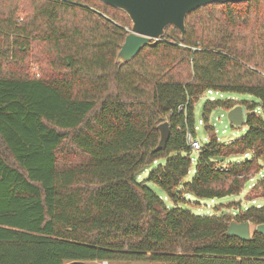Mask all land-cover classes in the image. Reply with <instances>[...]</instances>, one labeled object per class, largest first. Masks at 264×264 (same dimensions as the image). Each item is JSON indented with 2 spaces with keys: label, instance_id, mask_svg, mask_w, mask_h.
<instances>
[{
  "label": "trees",
  "instance_id": "trees-1",
  "mask_svg": "<svg viewBox=\"0 0 264 264\" xmlns=\"http://www.w3.org/2000/svg\"><path fill=\"white\" fill-rule=\"evenodd\" d=\"M131 26L101 0H0V264H264V203L236 214L251 221L247 240L227 234L230 217L178 204L236 193L264 166V0L201 6L184 37L168 25L121 62ZM209 89L258 101L205 103V118L244 104L249 129L221 142L207 124L186 179L195 102ZM155 162L148 179L172 206L139 180Z\"/></svg>",
  "mask_w": 264,
  "mask_h": 264
},
{
  "label": "rangeland",
  "instance_id": "rangeland-1",
  "mask_svg": "<svg viewBox=\"0 0 264 264\" xmlns=\"http://www.w3.org/2000/svg\"><path fill=\"white\" fill-rule=\"evenodd\" d=\"M33 71H38L36 66H33ZM37 75L38 72H37ZM232 99L235 102L237 101H258V98L250 93H238L232 91H216L212 92L205 91L200 94L195 102V117L197 121L196 126V139L200 143H205L208 141L209 133L212 130H207L206 125L211 124L214 126V129L219 137V141L227 142L233 140L246 131H248L249 126L243 124L241 126L234 125L228 118V111L222 105H216L211 109L207 114L206 118L204 116V105L209 100H227ZM239 104V103H237ZM236 105V104H235ZM234 105V106H235ZM244 114L246 116L247 108L243 104ZM260 112L261 107L258 109ZM165 119L164 121H166ZM163 122V121H162ZM199 150L194 148L191 152V157L193 159L192 169L186 179H190L193 176L194 167L197 162ZM246 157H250V154H232L225 159L226 162H235L242 160ZM166 159H159L158 162L164 163ZM264 164V163H263ZM157 165V162L152 163L146 169H144L140 175L139 180L145 181L151 188H153L165 201L168 206L175 204L173 198H171L168 193L157 183L150 181L148 179L150 172ZM255 187V188H254ZM180 190V188H179ZM183 199H178V204L182 207L191 209L195 213L200 214H215L219 216H228L230 220L239 221L236 217V214L246 209L248 206H251L256 203H264V166L261 169L260 173L253 175L250 179H247L240 189V191L220 197H196L191 193H186L183 195ZM64 264H70L69 261H66ZM86 264H158L154 261L147 259L144 260H116V261H107V260H88Z\"/></svg>",
  "mask_w": 264,
  "mask_h": 264
},
{
  "label": "water",
  "instance_id": "water-1",
  "mask_svg": "<svg viewBox=\"0 0 264 264\" xmlns=\"http://www.w3.org/2000/svg\"><path fill=\"white\" fill-rule=\"evenodd\" d=\"M104 3L123 10L129 16L132 26L117 53V60L126 62L133 58L152 39L159 40L165 34L168 25H174L184 37L187 16L201 6L209 3L239 2L243 0H101ZM232 124H245L243 104L227 108ZM160 140L158 148H164L170 136L169 122L158 124ZM256 231L264 234V221L255 225ZM227 234L243 240L251 237V221L231 220Z\"/></svg>",
  "mask_w": 264,
  "mask_h": 264
},
{
  "label": "built area",
  "instance_id": "built-area-1",
  "mask_svg": "<svg viewBox=\"0 0 264 264\" xmlns=\"http://www.w3.org/2000/svg\"><path fill=\"white\" fill-rule=\"evenodd\" d=\"M207 91H208V92H212L213 90H212V89H209V90H207ZM189 139H190V141L192 142V145H193L195 148H199V147H200L201 143H200L199 140L194 139L192 136H189Z\"/></svg>",
  "mask_w": 264,
  "mask_h": 264
}]
</instances>
